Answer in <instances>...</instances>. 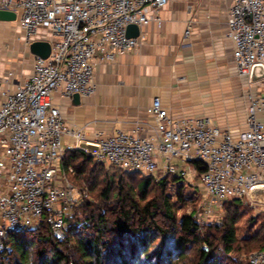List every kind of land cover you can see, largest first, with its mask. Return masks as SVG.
Returning a JSON list of instances; mask_svg holds the SVG:
<instances>
[{
    "label": "built area",
    "instance_id": "2783aa9c",
    "mask_svg": "<svg viewBox=\"0 0 264 264\" xmlns=\"http://www.w3.org/2000/svg\"><path fill=\"white\" fill-rule=\"evenodd\" d=\"M167 1L0 0V9L19 13L26 41L41 27L52 35L49 55L35 57L32 72L14 91L1 92L0 252L8 248L11 233L41 221L56 237L67 231V218L86 192L71 184L63 170L65 149L124 171L160 173L161 178L196 175L215 204L264 191V78L259 80L262 90L249 98L246 127L236 137L206 117L173 118L154 97L148 108L155 120L151 134H142L143 127L136 125L98 131L89 139L67 125L52 103L55 92L61 97L93 94L96 64L135 50L144 40L142 27L160 24L157 11ZM128 24L138 27L137 36L126 34ZM227 35L237 74L251 81L255 66L264 69V0H231ZM65 136L70 138L66 145ZM248 262L264 264V248L251 252Z\"/></svg>",
    "mask_w": 264,
    "mask_h": 264
},
{
    "label": "crops",
    "instance_id": "0c3cea01",
    "mask_svg": "<svg viewBox=\"0 0 264 264\" xmlns=\"http://www.w3.org/2000/svg\"><path fill=\"white\" fill-rule=\"evenodd\" d=\"M230 3L168 0L157 11L160 24L152 21L142 27L144 40L135 50L96 64L93 94H52L64 122L89 139L98 131L110 133L136 125L149 135L155 120L148 108L158 97L171 117H206L236 137L246 127L249 98L262 90V81H248L236 72L233 43L227 35ZM18 14L13 20L0 19V103L3 90L14 91L32 72L37 56L30 44H50L52 38L50 30L41 27L26 41ZM69 141L63 137L64 145ZM75 151L80 150L65 149L63 156Z\"/></svg>",
    "mask_w": 264,
    "mask_h": 264
},
{
    "label": "trees",
    "instance_id": "16d2710c",
    "mask_svg": "<svg viewBox=\"0 0 264 264\" xmlns=\"http://www.w3.org/2000/svg\"><path fill=\"white\" fill-rule=\"evenodd\" d=\"M65 158V156L62 158V167L67 178L71 175L82 178L87 170V165L90 162L95 163L90 156L82 151L72 152ZM193 166L197 168V163H194ZM91 170V168L88 169L90 172ZM174 180H177V177ZM152 182L153 179L150 175L142 177L136 185L135 192L130 190L131 188L126 190L123 185H120L116 191L113 217L109 219L104 213L92 215L88 218L91 222V231L85 235L72 232L69 223V229L64 238L55 240L51 229L43 221L28 229L11 233L7 238L8 248L0 252V264H2L4 253L17 257L13 264H110L106 255L113 257V264H135L133 258L139 254L144 258L150 257L151 251L149 252L148 248L152 241V233L155 238H159L152 250L154 257L157 258L155 264H176L178 259L184 258L188 247L193 245H199L197 258L195 262L192 261L189 264H225L219 257H214V240L207 233L201 234V226L196 220L193 210L183 213L176 221L169 197L164 194L166 177L155 179L153 182L163 192L161 203L163 215L171 222L169 229H164L159 225L156 221L157 204L152 200L141 203ZM110 190V184H107L103 189L102 195L107 199ZM133 194L137 199H134L136 197ZM227 200H230L234 206L240 202L238 198ZM70 218V216L67 218V222ZM236 218L235 215L223 222L219 242L225 255L233 250ZM43 231H46L47 234H43ZM27 233L32 237L28 238ZM38 241L52 242L55 249L47 254L45 249H37ZM60 244L65 246V252L59 248ZM204 244L207 250L204 249ZM209 247H211L210 251ZM262 248H264V244L260 246V249Z\"/></svg>",
    "mask_w": 264,
    "mask_h": 264
},
{
    "label": "rangeland",
    "instance_id": "374dc122",
    "mask_svg": "<svg viewBox=\"0 0 264 264\" xmlns=\"http://www.w3.org/2000/svg\"><path fill=\"white\" fill-rule=\"evenodd\" d=\"M184 166L185 169L190 168L188 164ZM90 168L92 169L91 172L88 171ZM86 169L82 178L79 176L75 177L74 175L68 178L69 182L78 190L86 192L85 198L74 208L68 222V229L71 224L70 228L72 232L79 235H85L91 231V222H89L88 218L92 215L104 213L109 219L113 217V209L116 205V191L120 185H123L126 190L131 188L130 190L135 192L136 185L142 177L150 175L153 182L155 179L158 180L161 178L160 175L124 171L102 163L90 162ZM174 178L175 176H166L164 194L169 197L171 210L173 211L176 221H178L183 213H189L193 210L196 220L200 223L201 234L207 233L212 237V240H214V257H219L225 264H247L249 254L260 249V246L264 244V191L258 190L256 193L249 194L240 199L239 204L236 206L232 205L230 200L215 204L210 197L205 194L196 175L183 178L177 176V180H174ZM153 182L148 188L145 199L141 200V203L148 200L154 201L157 204L155 209L156 221L164 229H169L171 222L163 215L161 204L163 192L160 187ZM107 184H110L111 187L108 199L102 195L103 189ZM133 196L136 197L134 194ZM134 199H137V197ZM235 215L237 218L234 224L236 235L233 243V250L225 255L222 252L219 236L223 227V222ZM42 233L45 235L47 234L46 231ZM256 233H258V236H256ZM65 234L62 237L53 235V239L61 240L64 238ZM152 235V241L148 248V251H151L150 257L144 258L139 254L133 258L135 264H155L157 258L154 257L152 250L158 243L159 238H155L154 233H152ZM26 236L28 238L32 237V235L28 233ZM36 245L37 249H45L47 254L55 249V245H53L52 242L47 243L38 241ZM64 247L65 246L62 244L59 245V248L63 249L65 252L66 250ZM198 248L199 245L188 247L184 258L178 259L176 264H189L192 261L195 262ZM210 249L211 247H209V251ZM106 257L109 260L108 263L111 264L113 257L111 255H106ZM16 258L17 257L13 254L7 255V253H4L2 264H13L16 262Z\"/></svg>",
    "mask_w": 264,
    "mask_h": 264
},
{
    "label": "water",
    "instance_id": "95a60500",
    "mask_svg": "<svg viewBox=\"0 0 264 264\" xmlns=\"http://www.w3.org/2000/svg\"><path fill=\"white\" fill-rule=\"evenodd\" d=\"M15 12L12 10L7 9H0V19L2 20H13L15 19ZM139 33V29L134 24H128L126 27V34L128 36H137ZM30 49L33 54H35L38 57L46 58L49 55L50 52V44L47 41H34L30 44ZM264 78V69L260 66H255L252 70L250 80H260ZM73 96L79 97L78 94H74ZM82 147L88 146L92 149H95V146L89 145L86 143H81Z\"/></svg>",
    "mask_w": 264,
    "mask_h": 264
}]
</instances>
